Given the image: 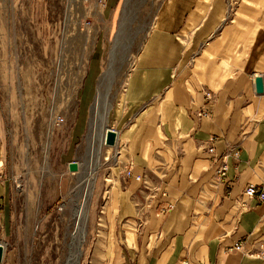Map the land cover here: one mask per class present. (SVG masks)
Wrapping results in <instances>:
<instances>
[{
  "label": "crops",
  "instance_id": "1",
  "mask_svg": "<svg viewBox=\"0 0 264 264\" xmlns=\"http://www.w3.org/2000/svg\"><path fill=\"white\" fill-rule=\"evenodd\" d=\"M126 3L100 7L117 15ZM109 102L123 159L109 189L105 263L264 264V204L243 196L264 181V0H164ZM3 166L0 136V209ZM3 221L0 211V241Z\"/></svg>",
  "mask_w": 264,
  "mask_h": 264
},
{
  "label": "rangeland",
  "instance_id": "2",
  "mask_svg": "<svg viewBox=\"0 0 264 264\" xmlns=\"http://www.w3.org/2000/svg\"><path fill=\"white\" fill-rule=\"evenodd\" d=\"M163 1L127 0L125 11L112 15L93 0H0L1 178L9 186L0 264L67 263L91 169L77 264L107 263L114 230L107 201L123 159L118 140L104 144L112 129L109 98L123 89ZM107 89L104 142L91 167L92 108Z\"/></svg>",
  "mask_w": 264,
  "mask_h": 264
},
{
  "label": "bare ground",
  "instance_id": "3",
  "mask_svg": "<svg viewBox=\"0 0 264 264\" xmlns=\"http://www.w3.org/2000/svg\"><path fill=\"white\" fill-rule=\"evenodd\" d=\"M105 90V89H104ZM101 91V90H100ZM108 89L105 91L104 94H100V92L97 93L92 112H93V136L91 138L90 142V166L96 165L95 163L99 160L100 150L101 146L104 142V132H105V126L107 121V107H108ZM92 125V124H90ZM91 127V128H92ZM101 130V134L99 136H96V130ZM108 130V129H106ZM98 134V133H97ZM106 140V135H105ZM95 168V167H94ZM95 169H91L90 176L88 179H86L83 198L84 201L77 206L75 210V228L74 232L72 234V240L74 244H72L71 250L68 255L67 263L65 264H77L78 256L80 253V244L81 240L83 239V232H84V223L86 219V200L93 190V182L95 179L93 172ZM86 224V223H85Z\"/></svg>",
  "mask_w": 264,
  "mask_h": 264
},
{
  "label": "built area",
  "instance_id": "4",
  "mask_svg": "<svg viewBox=\"0 0 264 264\" xmlns=\"http://www.w3.org/2000/svg\"><path fill=\"white\" fill-rule=\"evenodd\" d=\"M101 0L97 1L98 6L101 4ZM206 99H211V96L209 93L205 94ZM203 116H207V114L204 112L202 113ZM207 152L208 153H213L214 152V148L212 146L207 148ZM236 155V153H235ZM227 157L225 156L223 157V159H221L220 161V165L218 167V169L216 170V174L219 178V180L224 181L226 178V172L228 170V164H227ZM130 172L127 171V175H129ZM243 196H244V200L247 201H257L258 203L264 204V181H262L259 184H250L248 185L244 192H243ZM231 250L234 251H242L243 250V245L242 242L237 243ZM256 258L264 261V247H262L260 249V251L257 253ZM182 264H188V262L184 261L182 262Z\"/></svg>",
  "mask_w": 264,
  "mask_h": 264
},
{
  "label": "water",
  "instance_id": "5",
  "mask_svg": "<svg viewBox=\"0 0 264 264\" xmlns=\"http://www.w3.org/2000/svg\"><path fill=\"white\" fill-rule=\"evenodd\" d=\"M255 88L257 94H261L263 92V80L261 77H257L255 79ZM116 140H117V133L112 129L106 130V140L104 144L106 146L113 147L116 143ZM69 169L70 171H75L77 169L76 164L75 163L69 164ZM2 257H3V247L2 245H0V263L2 261Z\"/></svg>",
  "mask_w": 264,
  "mask_h": 264
}]
</instances>
